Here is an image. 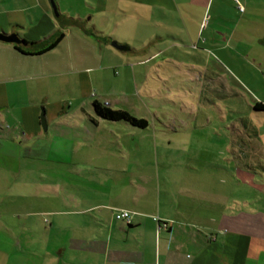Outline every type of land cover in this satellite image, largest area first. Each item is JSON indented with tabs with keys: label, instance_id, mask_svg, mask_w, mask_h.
Wrapping results in <instances>:
<instances>
[{
	"label": "crops",
	"instance_id": "1",
	"mask_svg": "<svg viewBox=\"0 0 264 264\" xmlns=\"http://www.w3.org/2000/svg\"><path fill=\"white\" fill-rule=\"evenodd\" d=\"M195 1L135 0L140 4L138 15L141 17L154 16L149 6L159 9L168 22L163 29L174 40L172 45L193 41L196 37L201 41V25L193 32L191 25L180 28L176 22L183 12L191 10ZM202 1L207 6L209 3V10L214 3V0ZM224 2L215 1L219 11L224 8ZM239 2L244 11H240L237 1L235 4L239 12L245 14L249 2ZM142 5L149 11L141 8ZM94 7L105 9L100 2L94 3ZM183 8L187 10L182 11ZM57 16L51 0H0V33H16L20 39L19 43L0 40V136L18 144L27 143L24 150L31 151L39 148L36 139L44 136L48 141L54 137L50 132L54 125L62 135L65 131L66 134L76 133L78 129L86 131L91 136L89 147L95 149L89 156L80 152L85 146L82 142L78 148L63 142L58 149L59 157L64 158L66 164H76L71 173L76 172L80 177L83 173L81 165L87 159L96 168L107 170L113 168V164L109 161L106 167L99 159L133 157L143 151L139 143L141 138L134 140L136 135L123 132L125 128L135 126L98 117L92 103L108 101L106 104L112 108L133 113L130 109L139 107L137 100H133L134 95H141L136 87L140 73L135 64L160 57L161 50L152 52L159 44L156 40L140 49L131 46L119 49L112 44L113 36L89 25H82L83 33L71 31L67 34L56 20ZM73 20L83 23L80 19ZM241 22L238 20L236 25L241 27ZM60 32L64 33L63 38L48 51L37 53L38 46L30 44L31 41L48 40ZM73 33L76 34L74 42L70 37ZM219 35L213 36L214 45L222 43L224 36ZM164 36L162 33L158 39ZM240 37H244L243 31ZM21 39L29 43L24 44ZM259 41L264 45V32ZM17 45L25 52L17 49ZM60 47L62 51L58 50ZM174 57L172 54L171 59ZM91 62L97 65L91 67ZM121 83L124 90H116V85ZM256 101L264 103L261 99ZM40 106L45 113L46 129L42 125ZM5 110L13 112L12 121L5 116ZM122 122H125L122 126L115 125ZM109 123L114 125H108L110 131H107ZM247 123L242 120L244 131L240 135L239 148L227 152L225 157L234 169L216 166L212 170L215 174L235 176L234 182L225 176H221L219 182L209 181L207 168L204 178L200 179L203 181L188 185L187 203L181 200L180 205V200L173 199V206L165 207L161 191L156 194V199L148 193L146 184L126 185L110 179L109 183H101L97 176V180L92 181L93 188L87 191L80 187L85 192L74 199V205L86 208L62 209L58 218L53 213L47 216L48 234L51 236L52 231L55 236L66 238L56 251H48L50 257L58 258L59 264H264V183L257 179V175L264 172V151L260 150L263 138L251 133ZM129 138L137 141L135 147L131 146ZM112 139L122 141V144L110 147L108 143ZM3 152L9 158L16 157L15 150ZM220 167L222 171L218 172ZM251 170L257 174L251 175ZM153 200L157 207L151 212L146 206ZM120 209L132 212L130 222L116 218L115 212ZM91 211L95 213L92 224L87 215ZM69 215H72L71 219Z\"/></svg>",
	"mask_w": 264,
	"mask_h": 264
},
{
	"label": "rangeland",
	"instance_id": "2",
	"mask_svg": "<svg viewBox=\"0 0 264 264\" xmlns=\"http://www.w3.org/2000/svg\"><path fill=\"white\" fill-rule=\"evenodd\" d=\"M104 1L55 0L56 20L67 34L71 31L83 33L82 25H89L134 49H140L151 40L159 43L152 52L160 49V57L135 64L140 73L136 87L141 95L133 94L139 107H130V110L146 118L149 126L128 127L123 131L130 136L136 135L132 137L134 140L141 138L139 143L143 151L133 157L99 159L106 167L109 161L113 164V168L107 170L96 168L87 159L78 177L76 172L71 173L76 164H66V160L59 157L58 149L63 142L76 148L82 142L85 146L80 152L89 156L95 149L89 147L91 136L86 131L78 129L69 134L65 131L62 135L54 125L50 129L54 137L48 141L44 136L36 139L39 148L31 151L24 150L27 143L18 144L0 136V264H59L58 258H51L48 251H56L66 238L61 239L52 231L51 236L48 234L47 216L53 213L58 218L62 209L86 208L74 205V199L85 192L80 187L91 190L97 176L101 183H109L110 179L126 185L146 184L149 194L156 198L161 191L165 207H172L173 199L180 200V205L182 201L187 203L188 185L203 181L200 179L204 178L207 168L209 181L219 182L221 176L235 181L233 175L215 174L212 170L216 166L234 169L225 157L227 152L239 148L240 135L244 131L242 120H247L251 133L262 136L260 150L264 151V110L254 108L255 100H264V45L259 41L264 32V0H247L249 7L245 14L239 12L236 0H225L220 11L215 3L218 0H214L210 10L209 3L207 6L202 0L193 2L188 13L183 12L178 20L174 14V19L180 28L191 25L193 32L201 25V41L196 37L193 41H180V45H172L174 40L166 35L163 26L168 22L159 9L149 6L154 16L141 17L138 15L140 4L135 0ZM97 2L105 9L94 7ZM73 19L83 23H74ZM238 20L242 21L241 27L236 25ZM242 31L244 37L241 38ZM74 33L70 35L73 42ZM162 33L165 36L159 40L158 35ZM219 33V37L224 36L221 47L214 45L212 39ZM220 48L222 50L218 51ZM89 65L93 67L97 63ZM116 86V90H124L123 83ZM39 110L42 114V106ZM4 114L10 121L14 118L11 110H5ZM108 125L114 123L107 124V131H110ZM129 139L135 147L137 141ZM120 142L112 139L108 144L115 147ZM10 149L16 151L15 158L5 156L3 150ZM125 168L127 172L121 171ZM217 170L222 171V168ZM255 170L250 171L251 175L257 174ZM257 179L264 183V172L258 174ZM156 207L155 200L146 206L151 212ZM87 215L92 224L95 213L91 211Z\"/></svg>",
	"mask_w": 264,
	"mask_h": 264
},
{
	"label": "trees",
	"instance_id": "3",
	"mask_svg": "<svg viewBox=\"0 0 264 264\" xmlns=\"http://www.w3.org/2000/svg\"><path fill=\"white\" fill-rule=\"evenodd\" d=\"M5 34V33H3ZM64 33L60 32L59 34L51 36L48 40H42V41H31L30 44L34 46H38L37 53H42L45 51H48L61 41L63 38ZM21 42L24 44H28L29 42L26 39H21ZM17 49L20 51L25 52L20 45L16 46ZM93 108L96 112V115L98 117L112 120V121H125L129 123L132 126L138 127V128H146L149 125V121L144 117H138L131 113L130 111L122 108H112L106 103H103L101 101L95 100L93 103ZM255 110H264V103L261 101H256L254 103Z\"/></svg>",
	"mask_w": 264,
	"mask_h": 264
},
{
	"label": "water",
	"instance_id": "4",
	"mask_svg": "<svg viewBox=\"0 0 264 264\" xmlns=\"http://www.w3.org/2000/svg\"><path fill=\"white\" fill-rule=\"evenodd\" d=\"M51 1H52L54 9L57 11V6H56L55 1L54 0H51ZM0 40L6 41V42H18V43L20 42V39L16 33H12V34L0 33ZM112 44L119 49H125L126 48L124 45H121V44L117 43L116 41H113ZM41 118H42V125H43L44 129H46L47 128V121L45 118L44 111L41 114Z\"/></svg>",
	"mask_w": 264,
	"mask_h": 264
},
{
	"label": "built area",
	"instance_id": "5",
	"mask_svg": "<svg viewBox=\"0 0 264 264\" xmlns=\"http://www.w3.org/2000/svg\"><path fill=\"white\" fill-rule=\"evenodd\" d=\"M236 1L238 2L240 11H244V6L242 4H240L239 0H236ZM107 102L108 101H106L105 103H107ZM115 216L119 220H125L127 222H130L131 217H132V212L130 210H127V209H120V210L115 212Z\"/></svg>",
	"mask_w": 264,
	"mask_h": 264
}]
</instances>
